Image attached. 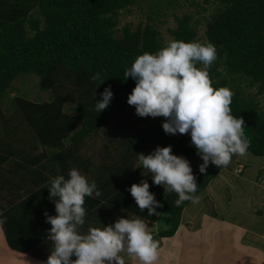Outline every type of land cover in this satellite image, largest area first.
<instances>
[{
    "label": "trees",
    "instance_id": "trees-1",
    "mask_svg": "<svg viewBox=\"0 0 264 264\" xmlns=\"http://www.w3.org/2000/svg\"><path fill=\"white\" fill-rule=\"evenodd\" d=\"M202 1L217 4V10L205 22L204 41L197 38V22L193 24L191 14L175 17L177 25L168 32L172 41L211 43L216 47L217 60L208 69L212 86L228 87L233 92L232 113L244 119L245 133L251 141L247 152L264 157V0ZM134 2L0 0V106L9 97V92L16 89L12 87L14 80L30 75L38 77L39 90L51 91V101L34 104L27 93L19 92L7 103L13 115L32 109L31 117L19 121L18 125L32 126L33 132L30 128L26 131L28 143L40 142L51 147V151L45 150L41 154L34 153L30 149L32 146L29 147L27 156H33V163L39 164L47 158L53 169L49 170V177L40 171L41 176L44 180L57 174L67 177L71 168H77L89 181H103V186L98 187L102 195L86 197L84 207L89 219L93 214L97 216L98 206L103 202L113 209L114 212L104 219L106 225L122 217L118 212L126 218H131L128 214L138 217L145 223L158 220L156 215L148 216L147 209L141 212L127 191L132 184L147 179L149 190L163 205L157 212L161 209L168 215L166 228L149 231L157 241L177 232L183 210L191 200L177 207L175 192L154 185L150 172L136 168L139 166L136 154L148 155L152 152H145L149 148L154 150L158 145H171L173 154L188 159L193 167L198 185L196 197L225 167L210 165L206 173H200L199 165L203 161L195 163L194 158L200 157L190 136L166 134L162 128L164 117L137 116L134 122L143 127L129 136L121 130L119 133L113 131L119 115L134 108L127 99L135 81L130 77L127 81L123 79L125 69L131 67L137 56L155 53L169 44L157 22L119 27L120 14L128 12ZM149 18L153 19V16ZM197 67L203 66L198 64ZM97 73L106 79L100 86L99 80L92 79ZM242 81L255 89L252 95L241 90L238 83ZM109 85L114 96L109 106L98 113L95 102L101 99L100 93ZM101 127L105 134L101 145L103 151L97 150L85 158L80 151L86 148L89 138L100 136ZM1 138L8 139V135ZM4 146L5 143L0 142V164L12 154L9 148L2 152ZM92 157L101 160L100 168L93 167ZM48 186L49 182L12 207H0V218L4 219L0 226L7 245L20 253L33 255L34 252L35 257L45 260L48 258L44 256L47 254L44 242L48 240L47 229L40 221L45 222V211L51 215V205H54L48 198ZM42 195L47 199L42 200ZM212 215L216 213L213 211Z\"/></svg>",
    "mask_w": 264,
    "mask_h": 264
},
{
    "label": "clouds",
    "instance_id": "clouds-1",
    "mask_svg": "<svg viewBox=\"0 0 264 264\" xmlns=\"http://www.w3.org/2000/svg\"><path fill=\"white\" fill-rule=\"evenodd\" d=\"M216 60L217 49L211 43L172 41L155 53L137 56L131 67L125 69L123 78L135 81L127 103L134 106L138 116L164 117L162 128L166 134L190 136L196 154L203 161L199 165L202 174L210 165L228 166L234 155L244 156L251 145L244 119L232 113L233 92L228 87L212 86L208 69ZM198 64L203 67H197ZM92 79L99 80V86L106 80L100 73ZM100 96L95 102L98 113L111 103L114 96L111 86L104 88ZM136 156L139 165L136 168L150 172L154 185L178 195L177 207L188 200L198 202L194 195L198 185L191 163L173 154L171 145H158L148 155ZM47 189L55 215L44 213L46 223L51 225L47 231L51 250L45 264H125L121 256L124 252L135 257L139 264H155L158 244L138 217L122 216L102 228L81 231L86 217L85 198L100 197L102 193L96 182L89 181L79 169L71 168L67 177L57 174L50 179ZM149 189L148 180L142 179L127 191L141 212L147 209L148 216H159L157 209L163 205ZM3 223L0 218V224Z\"/></svg>",
    "mask_w": 264,
    "mask_h": 264
},
{
    "label": "crops",
    "instance_id": "crops-1",
    "mask_svg": "<svg viewBox=\"0 0 264 264\" xmlns=\"http://www.w3.org/2000/svg\"><path fill=\"white\" fill-rule=\"evenodd\" d=\"M11 98L12 97H7L4 99L2 105L0 106V142L5 143V146L2 148V152L5 153V151H7L6 148H9L12 153L9 154L7 160L0 164V207L5 208L12 207L16 203L26 199L28 195L34 194V191H37L38 189L41 190L40 188H43L50 180H44L45 178L41 176L40 171L44 172L45 176L49 177V170L52 169L51 165H48L47 163V158H44L39 162V164H36L32 162L34 161L32 158L33 156H27L30 149H33L36 154H41L45 150L51 151V147L44 146L40 142L28 143L26 131L30 128V132H33L34 130L31 128L32 126L29 124L19 126L18 124L19 121H27L28 118L31 117L30 115L33 111L32 109H30L31 111H19L18 114L13 115L10 111L11 108H8L10 107L9 104L7 103V101L11 100ZM50 99L51 96L46 100L33 99L31 101H33L34 104H40L51 101ZM7 135L8 139L1 138ZM9 135H12V137L9 138ZM80 152L85 158H87L88 152L86 153L84 149ZM90 155H94V153ZM97 159L94 161H97ZM82 174L84 173L82 172ZM248 177L249 175H247L246 178H241L240 180L233 177V180L236 183H242L249 180ZM222 180L224 179H221V181ZM96 184L97 187H99L103 186L104 182L98 180L96 181ZM217 186L219 187V184H217ZM207 188L203 192H205ZM242 193L244 194V192ZM248 193L249 192H247V194ZM256 195H259V197H256V200L251 199L250 194L246 198L240 197L241 202L244 203L243 206L239 203L240 200L237 198L234 197L231 200L229 208L233 205V211L235 212L236 210V212L240 214L238 215V219L235 218V220H233L235 223H238L237 226H233L227 217L220 222L218 221V215L215 216V218L209 216L210 214L205 215V212H203L204 208L201 207L203 212L201 234L206 235V237L208 236V238L201 237V235L198 237H191L194 240H192L193 243L190 244L186 241L187 234H183V232H181L182 223H180L177 232L173 236L164 237L156 241L158 244V259L155 261V264H247L249 262L258 264V262H264V219L262 224V221L255 215V213L260 215L262 212L264 215V198H262L264 195ZM44 197L45 195H42V200H44ZM259 206H263V208H260ZM256 208L260 209L256 210ZM97 210L98 212L96 217H94L93 214L89 219L86 215L85 225L82 227L81 231H87L86 229L89 227L102 228L103 225L107 224V222L104 223V219L107 217L108 213L114 212L110 207L107 208L104 202L102 206H98ZM115 213L117 215L119 213V216H125V214L121 212L117 213L115 211ZM51 215H55L54 205H51ZM128 216L132 218V215L128 214ZM234 217H236V215H234ZM86 219L88 220V223L86 222ZM211 219H215L214 224L211 223ZM40 223L41 225H46L44 227H46L48 231V226H50V224L46 223V220L45 222L40 221ZM153 223H155V226L157 227L155 231L159 230L160 228L157 224L158 220ZM209 227H214V231L208 230ZM231 227L237 228L236 233L231 232ZM210 233H212V235H210ZM236 237L239 243V248L233 246V239ZM209 239L212 240L211 243H209ZM44 242L47 245V254L44 256H48L51 250V242L48 240ZM224 243H231V246H223ZM0 244L10 248L7 245L1 226ZM34 250L38 251L37 248ZM232 250H234L233 254L231 253ZM19 253L20 252H18V254ZM22 254L26 257V260L28 259V261H31L29 264H45L46 260L35 257L34 254L36 253L34 252L33 255L26 253ZM121 256L124 258L125 264H139V261L135 257L129 256L126 252L121 253ZM232 258H234L233 261ZM72 259H75V257H72ZM6 261L7 262L5 263L0 262V264H12L9 260L6 259ZM17 264L28 263L18 261Z\"/></svg>",
    "mask_w": 264,
    "mask_h": 264
},
{
    "label": "rangeland",
    "instance_id": "rangeland-1",
    "mask_svg": "<svg viewBox=\"0 0 264 264\" xmlns=\"http://www.w3.org/2000/svg\"><path fill=\"white\" fill-rule=\"evenodd\" d=\"M204 8L206 10H204ZM216 10L217 4H205L202 0H135L134 4L129 7L128 12L122 11L120 14L119 27H122L125 24H130L132 27H136L138 24H145L148 21L151 23L157 22L161 33L164 35L165 41L170 43L172 42V37L170 36L168 29L174 28L177 25L175 17H182L183 14H191L193 24L197 22V38L199 41H204L206 29L205 22ZM158 11L159 13H157ZM149 15L153 16V19H150ZM38 81V77L34 75L18 77L12 83V86L16 89H12L11 92H9V97H13L12 95H15L16 93L24 92L28 94L30 99H49V97L52 95L51 91H40L38 88ZM238 84L240 85L241 90L247 95H252L255 91V89L247 86L246 81L239 82ZM137 116L138 115L135 113V108L131 107L126 109L119 115V118L116 119L114 124L115 127L113 126V131L115 133H119L121 130L128 136L136 133L143 127V124L141 125L140 123L134 122ZM116 123H118L119 126H117ZM104 136L105 134L101 127L99 137L95 138L92 136L88 139V141H86V148H84V151L86 153L88 152L87 157L92 156L90 154L96 152L97 150L103 151L101 145L102 137ZM151 151H153V147L147 150L148 153ZM92 160H94L93 157ZM194 161L196 164H198L202 160L201 158H194ZM91 164L93 167H95V169L102 166V162L99 158L97 161H91ZM247 175H249V180L242 183H236L233 180V177H236L238 180H240L243 177L246 178ZM221 179L224 180L221 181ZM217 184H219V187ZM207 187L205 192H201L200 195L197 196L199 197L198 202L193 203L191 201L182 213L181 232H183V234H187L186 241H188L190 244H192V240H194L191 237H198L200 235L201 237H206V235L201 234V221L203 220V212H205V215L210 214L209 216L214 218L218 215V221L220 222H222L224 218L227 217L233 226H237L238 223H235L233 220H235V218L238 219V215L240 214L236 212V210L235 212L233 211V205L229 208L231 200L234 197L240 200V197L246 198L249 196V194L251 199L256 200V197H259V195L256 194L264 195V158L260 156H254L250 152H247L244 156L235 155L232 158L230 164L222 169L220 174L215 179H213V181ZM242 192H244V194ZM247 192L249 193L247 194ZM262 198H264V196ZM239 203L242 206L244 205L241 200ZM201 207L204 208L203 212ZM259 207L263 208V206ZM260 208H256V210ZM213 211L216 213L215 216L212 215ZM159 213L161 215H159L158 218V227L166 228L168 215L161 209L159 210ZM234 215H236V217H234ZM255 215L262 221L263 224V212L260 215L255 213ZM211 223L214 224L215 219H211ZM146 225L148 226L149 231L157 229L155 223L152 221H148V223L146 222ZM208 230L214 231V227H209ZM236 231L237 228L231 227V232L236 233ZM210 235H212V233H210ZM206 238H208V236ZM211 242L212 240L209 239V243ZM223 246L230 247L231 243H224ZM233 246L239 248L237 237L233 239ZM231 253L233 254L234 250H232ZM6 259L9 260V262H12V264H17L18 261L24 263L27 262L28 264L31 262L28 261V259L26 260V257H24L22 253L18 254V252L3 246V244H0V262L5 263L7 262ZM233 259L234 258H232V261ZM247 264L254 263L249 262ZM258 264H264V262H258Z\"/></svg>",
    "mask_w": 264,
    "mask_h": 264
},
{
    "label": "bare ground",
    "instance_id": "bare-ground-1",
    "mask_svg": "<svg viewBox=\"0 0 264 264\" xmlns=\"http://www.w3.org/2000/svg\"><path fill=\"white\" fill-rule=\"evenodd\" d=\"M218 182H219V180H218ZM198 199H199V197H198Z\"/></svg>",
    "mask_w": 264,
    "mask_h": 264
}]
</instances>
